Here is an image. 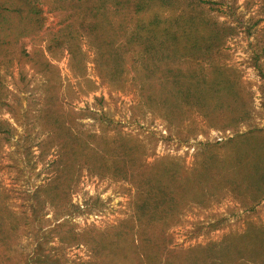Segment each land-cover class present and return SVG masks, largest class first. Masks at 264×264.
I'll return each mask as SVG.
<instances>
[{
  "label": "rangeland",
  "instance_id": "1",
  "mask_svg": "<svg viewBox=\"0 0 264 264\" xmlns=\"http://www.w3.org/2000/svg\"><path fill=\"white\" fill-rule=\"evenodd\" d=\"M0 264H264V0H0Z\"/></svg>",
  "mask_w": 264,
  "mask_h": 264
}]
</instances>
